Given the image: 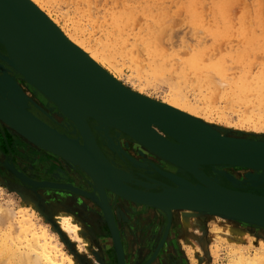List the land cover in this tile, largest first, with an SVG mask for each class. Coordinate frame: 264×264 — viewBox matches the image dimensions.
Instances as JSON below:
<instances>
[{
  "label": "bare ground",
  "instance_id": "bare-ground-1",
  "mask_svg": "<svg viewBox=\"0 0 264 264\" xmlns=\"http://www.w3.org/2000/svg\"><path fill=\"white\" fill-rule=\"evenodd\" d=\"M24 2L29 4L28 6L33 9L41 21H44L49 26L52 31L44 24L50 31L46 30L48 34L52 38H56L54 33H57L56 35L61 38V40L56 39L66 45L60 44L64 47L65 59L63 58L59 61V59H55L56 57L49 49L50 44L46 41L45 37L42 36V39L48 48H45V45L36 37L34 40H30L34 49L32 55L35 57V59L30 60L35 63L30 60L29 61L34 63V66L40 72L52 77L57 82V74L62 71L60 66L63 65L64 70L67 68L65 65H72L79 73L92 77L94 79L92 81L96 84H104V89H109L106 87L107 84L111 88L123 92L126 95V99L122 98V94L115 90H111L109 92L93 90L82 85L73 88L72 85L74 84L69 78H65L64 87H60L58 82L56 84L54 80H51V82L49 81V87L53 89V91H55V93H57L69 106L72 104L76 109V107H78L77 105H80L81 109L92 108L105 114L114 113L118 115V118L123 121L127 128L133 130V135L123 132L119 126L112 123L109 120V117L105 115H93L92 113L81 109H79L80 111H78V109L68 111L64 107H61L54 101L57 96L52 99L47 93L43 92L33 81H31V79L25 76L23 71L30 73L31 75L34 74V71L22 60L15 47L11 45V43L7 42L0 34V129L4 130L1 125L3 124L9 132L21 135L49 156L65 162L75 170L76 168H82L88 175V186L90 189H86L80 186V184L77 185L76 182L73 183L72 181L66 182L61 180L56 182L54 181L55 183L51 181L39 182L37 181L38 179L30 177L31 174L25 172L18 164H14L13 166L12 163L5 159L6 155L2 153L0 149V159H4L3 162L7 169L12 171V173H14L30 187L29 189L30 191L32 190V192L25 190L26 194L31 199L33 198L32 200L36 202L37 206L43 208L44 210L46 209L47 212L50 209L51 204H48V202L43 199V195L41 194H49L48 189L43 188L44 191H38L36 186H50L52 189L55 188L53 190L55 195V201H53L54 205H56V202L58 201L63 203L62 205H68L69 208L77 214L76 216H78L81 220H84L87 225L93 229L96 224V215L88 211V209L100 211L102 208L103 213L101 214V212H99L101 215L100 218H105L106 224L109 222L111 228L114 225V228L119 235V241L123 251L122 261L120 262L121 264H126V257L124 253L125 245L121 239L123 234L119 233L116 225L117 223H115V217L113 216L115 209H112L114 208L112 204L113 201L115 202V198L126 206L133 205L136 206V208L139 206L145 207L147 211V214L144 215L146 221L151 220V222H154L156 225L158 224L157 228L160 226L159 217L162 221H165V230L162 238L153 251L150 252L146 264L153 263L158 256L160 248L165 243L170 227L172 228L171 233L174 235V233L178 230L187 229L188 219L196 215L217 216V218L219 217L223 220L229 219L230 221L233 220L242 222L241 224H245V226L247 225L250 228L254 227L264 229V226L261 225L254 226L252 223L248 224L247 222L249 220L244 218H231L232 216L217 211L220 207L208 200L198 199L195 197L188 198V196H194L200 188L207 186L205 183L199 184L200 187L197 186L195 184L196 180L191 176H189V178L187 177L191 180V186H188L187 183H180L177 186L176 184L169 182L164 177L163 179L155 177H162L157 172L159 169L164 173H173L181 177H186L183 175L188 173L185 171L188 168L196 172L198 176L206 182L210 181L214 184H220L224 187H228L222 182L221 175L225 173V168H229L234 171V177L237 178L234 179L236 180L235 183H242L243 180H251L252 177H254L258 178V183L263 184L264 168L240 164L203 162L206 159L208 161H215L218 158L232 157L233 153L238 151H249L244 147L234 146V142L231 143L228 141L230 138H244L246 140L264 143V137H258L255 135L251 136L245 133L240 134L239 131L231 133L225 132L214 123L202 119L197 114L199 104H197V102H191L187 99V97L185 98L181 90L178 92L177 89H173L175 88L173 87L174 82L172 85L171 81L173 79H169V83L173 89L171 90L170 97L161 101H155L151 98V96L144 94L141 90H133L126 87L120 83L118 77L112 74L105 67V65L101 63H106L107 59L109 60V58L103 54L105 51L101 53L95 48L90 50V48L81 44L83 39L80 40L81 42L79 41V36H81L80 34L82 33L80 26L77 27L76 25L77 28L73 32L75 36L68 34L54 20V18H52V16L45 11L39 3L40 0H24ZM115 22L117 28L118 23L122 25V22L117 19H115ZM121 27L117 29V32H123ZM6 28L11 34L17 37L24 48L23 44H26L27 41L23 30L19 29L17 32H14L8 25ZM31 29L35 32V34L38 33L39 35H42L36 27L33 28L31 26ZM86 33H88V31ZM118 39H115L113 42L117 44L116 40ZM150 46L148 45V48H150ZM118 47H120V44ZM149 50L152 51L151 49ZM50 53L54 59L49 58ZM156 53L157 51L153 53V55H157ZM110 58L112 59V57ZM191 59H193V57H191L188 61L189 66L196 67L195 60ZM153 70V73L156 74H153V76L160 77L164 73L163 64H155ZM165 77L166 76L163 75V78ZM172 77L174 78L173 75ZM12 78L14 79L13 81ZM237 84L238 86H241L242 84L248 86V83L244 82ZM251 85H253V83ZM178 86L176 87L178 88ZM238 88L241 89L240 87ZM252 89L254 90V86ZM263 92L264 86L259 85L256 87L255 94L257 93L258 102H260L259 105H264ZM57 100H59L58 97ZM69 106L66 105V107ZM115 108L121 110L117 112ZM149 117L164 118L163 120L158 121L168 127L169 130L182 140L180 141V144H177L179 142L172 138L173 136L169 135L157 124L148 123ZM154 120L156 119L150 121ZM138 137L145 139L146 142H148V145H145V143L137 139ZM152 148L156 149V151ZM86 151H88V153ZM157 151L159 153L165 152L169 155H180V158L189 157L186 160V167L170 162ZM21 171H24L27 175H29V177L23 175ZM201 173H204L206 179H203V175H201ZM160 181L169 184L172 187H165V185H163ZM92 189H95V191L93 192ZM163 189L164 191H162ZM211 189L214 190L213 187H211ZM242 190L248 191L247 188H243ZM140 192L149 193L150 195L152 194L151 196H155L153 194L156 193H162L163 195L161 198L163 202L157 204L134 200L136 196H143L147 198V194H140ZM251 192L262 194L254 190ZM77 194L89 196L92 199L91 201L93 203L95 202L94 204L96 205H87V203H84L77 198ZM174 194L186 196V199H188L186 201H180L172 198L173 196L171 195ZM6 209H4V207L0 204V223L4 222L6 219L8 220V231L4 233V239L6 241H0L3 243L2 248L0 249L5 250L4 256H6L7 251L8 258L13 259L17 264H75L73 260L74 257L72 256V258L62 249L58 236L52 232H48L47 227L40 226L35 220H33V217L35 216L32 211L31 216L29 214V210L27 209L22 216L18 215V217H15L13 220L10 215L13 210L11 212L10 208H8L9 210ZM116 210L119 211L118 209ZM54 218L61 229L68 235L70 240L77 243V245L75 243L77 250L85 251L88 245V238L85 237L86 232L82 229L78 220L72 215V212H58ZM222 225L224 230H229L230 234L236 237L238 235V237H240L246 234L244 229L233 223L231 225H227V223ZM15 226L16 231L14 233L15 229L13 230V228H15ZM140 229H142V227ZM103 232L104 230L102 233ZM82 233L85 236L82 235ZM1 239L3 238L1 237ZM261 240L260 244L264 246V243ZM202 246L203 245H201V247ZM113 247L115 248V245ZM167 247L168 246H166L163 251H165ZM232 247L229 248V257L228 260L226 259V264H264V261L262 260L263 253L255 252L251 255L248 254L249 252L247 253L243 249H240V247L235 248V250ZM114 250V254H116V248ZM115 257L117 259L116 255ZM166 257L167 256L161 257L160 255L159 258L154 261L155 264H165V259H167Z\"/></svg>",
  "mask_w": 264,
  "mask_h": 264
},
{
  "label": "rangeland",
  "instance_id": "rangeland-1",
  "mask_svg": "<svg viewBox=\"0 0 264 264\" xmlns=\"http://www.w3.org/2000/svg\"><path fill=\"white\" fill-rule=\"evenodd\" d=\"M39 3L68 34L74 35V30L80 26L82 33L79 41L83 39L81 44L90 50L95 48L101 53L105 51L103 54L109 60L101 63L126 87L141 90L155 101L167 99L173 89L178 92L181 90L185 98L199 104L197 114L202 119L214 123L225 132L237 130L247 135L264 137V105H259L257 93L255 94L257 86H264V0H40ZM115 19L122 22V25L118 23V28ZM120 27L123 32H117ZM115 39H118L117 44L113 42ZM148 45H151L150 48ZM155 50L157 55L154 56ZM191 57L195 60L196 67L189 66ZM158 63L163 64L165 78L163 75L153 76V67ZM169 79H173L171 81L175 88H171ZM240 82L248 83V86H238L237 83ZM1 125L4 130L0 129V146L12 160L9 162L13 166L18 164L39 182L82 181L86 189H90L88 175L81 168H71ZM3 160L0 159V204L6 210H13L12 213L8 212L13 220L18 215L22 216L27 209L31 216L32 211L35 216L33 220L58 236L62 249L74 257L75 264H117L110 227L105 218H100L99 212L103 213L102 208L100 211L88 209L96 215L93 229L76 216L68 205L64 206L59 201L54 205L55 188L36 186L38 191L48 189L49 194L41 193L43 199L51 204L46 212V209L36 205L33 198L27 196L26 191L32 190L7 169ZM24 171H21L22 174L29 177ZM54 172H57L56 175ZM224 172L237 179L233 170L225 168ZM221 180L228 187H233L223 175ZM257 181L258 178L252 177L251 180L236 183L242 188L251 183L264 187V180L263 184ZM77 196L87 205L95 203L87 195ZM116 201L119 200L115 198L112 204V209H115L113 216L119 233L123 234L124 224L128 220L127 213H135L145 218L147 211L143 206L123 209L124 206H116ZM69 211L86 232V236L82 233L88 238L85 251L77 250V243L70 240L54 218L58 212ZM232 221L210 215L190 217L187 229L178 230L172 236L169 252L175 254L182 261L181 264H226L229 248L233 246L234 250L240 247L251 255L255 252L263 253L264 261V246L260 244L261 239L264 243V229L253 226L250 228L241 224L242 222ZM7 223V219L0 223V241L5 240ZM225 223L239 226L246 234L240 237L231 235L229 230H224L222 224ZM247 223L251 224L250 221ZM139 225L137 223L136 226L142 227L139 231L140 239L135 233L136 229L135 232H129V237L120 235L122 241H126V264H146L147 257L159 238L158 224L148 220L146 225ZM13 230L15 233L16 226ZM2 245L0 242V248ZM0 251L3 254H0V264H17L8 258L7 251L6 256L4 249ZM169 252L166 249L161 257L167 256Z\"/></svg>",
  "mask_w": 264,
  "mask_h": 264
},
{
  "label": "water",
  "instance_id": "water-1",
  "mask_svg": "<svg viewBox=\"0 0 264 264\" xmlns=\"http://www.w3.org/2000/svg\"><path fill=\"white\" fill-rule=\"evenodd\" d=\"M28 5L29 4H26V2H24V0H0V34L2 35V37L7 42L11 43V45H13L15 47L16 51L18 52V54L20 55L22 60L27 65H29L32 68V70L34 71L33 75L23 71V73L25 74V76L27 78L31 79V81H33L43 92L47 93L49 95V97H51L52 99H54L55 96H57L59 98V100H57V97H56L54 99V101L56 103H58L61 107H64L68 111H73L76 109H78V111H80L79 110V109H81L80 105H77L78 107H76V109L73 107L72 104H71V106H69L57 93H55V91H53V89H51L49 87L51 80H54V79L52 77L47 76V75L43 74L42 72H40L34 66L35 62L30 60V59H35V57L32 55V53L34 52V49H33V46L30 42V40L31 39L34 40L35 37L38 38L45 45V48H46L47 45L42 39V36L45 37L46 41H48V43L52 47L51 48L48 45L49 49L51 50L52 54L56 57L55 59H59V61L63 58L65 59L64 47H62L60 45V44H62V45H65V44L57 40V39L61 40V38H59L56 35L57 33L55 34L53 32L57 39L54 37L52 38L48 34L47 31H49V30L47 29V27L49 28V26L44 21L42 22L41 19L38 17V15L35 14L33 9H31L30 6H28ZM29 12L31 13V15ZM41 22L43 23V25ZM6 23L9 27H11V29L14 32H17V30H19V29L23 30L25 37H26V41H27L26 44H23L24 48L22 47V45L19 42V40L17 39V37L8 31V29L6 28L7 27ZM31 26L33 28L36 27V29H38V31L42 35H39L38 33L35 34V32L31 29ZM48 56H49V54H48ZM49 58L54 59V57L51 55V53H50ZM29 60L34 62V63H31ZM65 66L67 68L63 70L64 66L61 65L60 68L62 69V71L58 72V74H57V82H58L60 87H64L65 78H69L71 80V82L74 84V85H72L73 88L82 85V86H85V87H87L89 89H93V90L108 91V92L111 90H115L118 93L122 94L121 95L122 98L126 99V97H125L126 95L123 92L118 91L117 89H113L107 84H106V87H108L109 89H104L103 88L105 86L104 84H103L104 86L96 84L95 82L92 81V80H94L92 77L79 73L76 69L73 68L72 65H65ZM66 75H69V76H66ZM13 80L14 79L12 78V81ZM57 82L55 81L56 84H57ZM66 105L69 107H66ZM115 109L117 112L119 110H121L118 108H115ZM81 110H86V111L92 113L93 115H99L100 114L101 116L102 115L108 116L109 120L112 123H114L115 125L119 126L123 130V132L133 135L132 134L133 130L127 128L124 125L123 121L118 118V115H116L114 113L105 114V113H102V112H100L96 109H92V108H86V109H81ZM153 119H156V120L150 121ZM163 119L164 118L149 117L148 123L157 124L158 126H160V128L164 129L169 135L173 136L172 138H174L175 140H177L179 142L177 144H180V141H182V140L177 135H175L171 130H169L168 127H166L164 124H162L161 122L158 121V120H163ZM79 131H78V133H79ZM232 131L235 132V130H232ZM239 133L243 134V132H241V131H239ZM220 137H223V136H220ZM223 138H227V137H223ZM137 139H139L140 141L145 143V145H148L147 144L148 142H146L145 139H142L139 137ZM253 140H257V139H253ZM228 141H230L231 143L234 142V146H236V147H244L245 149H248L249 151L248 152H239V151L234 152L232 157L218 158L215 161H208L206 159V160H204L203 163L219 162V163L236 164V165L237 164L250 165V166H254V167L264 168V143L263 142L246 140L244 138H237L236 139V137L230 138ZM152 149H154V148H152ZM154 150L156 151V149H154ZM86 152L88 153V151H86ZM159 154H161L165 159L169 160L170 162H172L176 165H179V166H183V167H186V160H187V158H189V157L180 158L179 157L180 155L179 156L174 155V154L169 155L165 152H162ZM185 171L188 172L186 175H183L186 177H181V176L175 175L173 173H164L160 169L157 170V172L162 177L166 178L169 182H171L172 184H176L177 186L180 183H187L188 186H191L192 183H191V180L188 179L189 176H191L193 179L196 180L195 184L197 186H199V184H201V183H205L207 186L200 188L198 190V192L194 194V196H188V198L189 197H195L198 199L208 200V201H210V202H212V203H214L220 207L217 211L228 214L229 216H232L233 218L234 217L235 218L238 217V218H242V219L244 218L246 220H249L250 223H252L254 225L264 226V195L258 194L255 192H251V191L242 190L243 188H246V187L264 189L263 186H259L255 183L254 184L251 183L248 186L242 188V187L238 186V184L235 183L236 180L231 178L226 173H223L222 175L227 180H229L231 182L230 186L235 187V188H228V187H224L220 184H214L210 181L206 182L205 180H202L196 172H194L193 170H190L188 168ZM201 175H203L202 176L203 179H206V176L204 175V173H201ZM161 183L163 185H165V187H168V188L172 187L171 185L166 184L164 182H161ZM211 187H213L214 190H212ZM162 191H164V189ZM140 194H147V193L140 192ZM147 195H148L147 198H145L143 196H136L134 198V200H138V201H142V202L157 203V204L163 202V200L161 198L163 195L162 193L153 194L155 196H151L152 194L150 195L149 193ZM129 196H130V194H129ZM171 196H173L172 198L178 199L180 201H182V200L186 201L188 199V198L186 199V196H181V195H177V194H174ZM183 206H185V205H183ZM191 208H194V207H191ZM107 223L109 224V222H107ZM109 227H110V224H109ZM110 230H111V236L113 239V243H114L115 248H116L117 263L121 264L120 262L122 261L123 251H122V246H121L120 241H119V235L117 234V231L114 228V225L112 228L110 227Z\"/></svg>",
  "mask_w": 264,
  "mask_h": 264
},
{
  "label": "flooded vegetation",
  "instance_id": "flooded-vegetation-1",
  "mask_svg": "<svg viewBox=\"0 0 264 264\" xmlns=\"http://www.w3.org/2000/svg\"><path fill=\"white\" fill-rule=\"evenodd\" d=\"M0 149H1V151H2V153H4V151H3V149H2V147L0 146ZM5 154V153H4ZM6 155V154H5ZM8 161H10V162H12V160L8 157V155H6V157H5ZM55 173V175H56V173L57 172H54ZM135 174V173H134ZM136 175V174H135ZM138 176V175H137ZM37 177H39V176H37ZM44 177H46V175L44 176ZM156 178H159V179H163V177H158V176H155ZM39 178H41V177H39ZM43 178V177H42ZM61 179H63V180H65V178L64 177H61ZM166 180V179H165ZM168 182V181H167ZM76 184L77 185H79L80 184V186H82V187H84V188H86L85 187V184L82 182V181H79V182H76ZM225 184V183H224ZM226 185H228V184H226ZM247 190L248 191H253V190H255V189H251V188H247ZM255 191H257V192H260V193H262V194H264V190H255ZM116 206H124L123 207V209H126V207L127 208H130L129 206H126V205H123L122 204V202H119V201H116ZM132 207L133 208H136V206H133V205H131V209H132ZM138 208V207H137ZM127 216H128V220H127V222H125V224H124V227H123V234H127V236L129 237V232H132V231H134L133 229H136V228H138V229H136V233H137V236H138V238L140 237V235H139V231H140V227H137L136 225H137V223H139L140 225L139 226H144V225H146L147 223H148V220L146 221V219L143 217H140L139 215H135V213H133V214H128L127 213ZM132 219V220H131ZM138 221V222H137ZM133 224V225H132ZM135 225V226H134ZM159 227H158V231H157V233H158V235H159V238H158V240H157V242L155 243V245H154V247H156V245L159 243V241H160V239L162 238V235H163V233H164V230H165V221H162V220H159ZM134 226V227H133ZM135 232V231H134ZM126 234L124 235V236H126ZM172 234H171V227H170V229H169V232H168V235H167V237H166V240H165V243L163 244V246L160 248V252H159V254H158V256L156 257V259L154 260V261H156L158 258H159V256L160 255H162L163 254V249H165V247L166 246H168L167 247V251L169 252L170 250H171V247H170V244H171V239H172ZM140 239V238H139ZM170 239V240H169ZM123 243H124V239H123ZM154 247L151 249V252L153 251V249H154ZM126 249H127V247H125L124 246V253H125V257H126V262L128 261L127 260V255H126ZM162 250V251H161ZM138 251V250H137ZM161 253V254H160ZM170 254V255H169ZM169 254L167 255V259H165L166 261V264H181L182 263V261L181 260H179V259H177L176 257H175V254H173V253H171V252H169ZM148 257H149V255H148ZM147 257V258H148ZM153 261V263L152 264H155V262ZM151 264V263H150Z\"/></svg>",
  "mask_w": 264,
  "mask_h": 264
}]
</instances>
